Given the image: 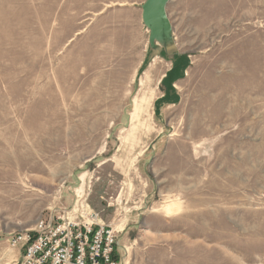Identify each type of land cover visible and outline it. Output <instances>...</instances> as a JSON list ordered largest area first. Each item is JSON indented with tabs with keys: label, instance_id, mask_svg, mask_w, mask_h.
I'll list each match as a JSON object with an SVG mask.
<instances>
[{
	"label": "rangeland",
	"instance_id": "obj_1",
	"mask_svg": "<svg viewBox=\"0 0 264 264\" xmlns=\"http://www.w3.org/2000/svg\"><path fill=\"white\" fill-rule=\"evenodd\" d=\"M0 0V264L99 212L121 264H264V0Z\"/></svg>",
	"mask_w": 264,
	"mask_h": 264
},
{
	"label": "built area",
	"instance_id": "obj_2",
	"mask_svg": "<svg viewBox=\"0 0 264 264\" xmlns=\"http://www.w3.org/2000/svg\"><path fill=\"white\" fill-rule=\"evenodd\" d=\"M102 221L89 208L73 216L44 213L8 240L22 251L17 264H121L117 231Z\"/></svg>",
	"mask_w": 264,
	"mask_h": 264
},
{
	"label": "water",
	"instance_id": "obj_3",
	"mask_svg": "<svg viewBox=\"0 0 264 264\" xmlns=\"http://www.w3.org/2000/svg\"><path fill=\"white\" fill-rule=\"evenodd\" d=\"M171 0H145L142 5V18L149 29V44L156 48L158 43L166 45L172 40L173 26L167 6Z\"/></svg>",
	"mask_w": 264,
	"mask_h": 264
}]
</instances>
